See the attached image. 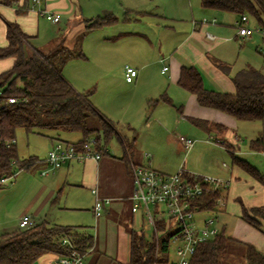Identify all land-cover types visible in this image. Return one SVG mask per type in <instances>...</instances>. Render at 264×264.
I'll list each match as a JSON object with an SVG mask.
<instances>
[{
	"label": "crops",
	"instance_id": "1",
	"mask_svg": "<svg viewBox=\"0 0 264 264\" xmlns=\"http://www.w3.org/2000/svg\"><path fill=\"white\" fill-rule=\"evenodd\" d=\"M104 5L108 7V4ZM186 6L189 15L185 25H182L180 21L185 20L183 13ZM121 7V15L132 11L137 16L140 15L139 17L145 18L134 20L133 16L127 14L129 16L127 19L131 18L133 22H145L147 33L154 34L155 40L154 43L151 42L150 36L145 32H140L139 36L136 35L138 31L124 33L120 30L117 33L105 35L101 38L102 42L100 40L93 42L96 48L103 46L106 50L102 51V71L104 72L102 74V96L104 97L102 110L92 104L115 122L118 131L123 136L129 138L133 134L135 135V151L130 157L132 162L143 164L146 160L151 166L150 156L153 157L156 153L143 154V149L141 150V147L137 145V133L134 127L136 124L144 122L145 119V123L155 124L154 126L160 130L159 133H163L167 146L163 153L179 155L183 152L189 156V159L185 161L186 164H182L183 166H180L181 161H176L170 165L165 160L161 163L152 162V168L162 173L171 174L182 167L190 173L228 179V187L220 192L222 204L217 205L215 212L217 214L226 211L232 212L233 220L229 227L227 226V216L226 218L223 217L219 229L223 230L227 236L250 243L261 253H264V222H262L260 229H256L240 217L241 203L246 206L264 204V184L234 164L232 159L231 164L224 160L226 153H229L230 157L231 153L238 157L243 155L239 138L236 135V130L240 126L239 120L219 109L200 105L194 93L178 85L180 68L183 65H192L201 73L203 85L207 89L234 92V85L230 76L217 69L210 58H216L230 64L229 43L226 42L236 38L235 26L232 25L237 19L229 22L228 13L202 7L200 0H186L184 4L180 0H126ZM38 8H45L57 14L59 20L57 22L47 20L39 14ZM38 8L30 7L29 0H1L0 47L7 45L6 30L8 23L15 24L22 33L30 36L29 44L31 47L42 52L53 48L60 39H63L64 45L71 48L79 36L88 32L85 28L87 19L77 22L72 20L71 16L74 15L72 0H41ZM109 14L113 15L111 8L105 10L104 15ZM119 15V13L115 15L118 21L122 19V17L119 19ZM96 16H102V14L97 12L94 17ZM65 17L67 28L62 31L60 24ZM202 19L207 21L202 23ZM44 20L50 22L51 26L57 27L48 36L39 38L40 24L44 23ZM206 33L215 35L217 39L208 38ZM133 36L147 38V47L139 49L133 41L126 42L130 40L129 38H134ZM254 36H256V41L260 40L264 43V38L259 35ZM125 38L124 44L121 42L117 51L115 47V51H113L114 48L111 49L110 44L103 43L121 39L123 41ZM31 40L35 44H31ZM124 48L134 50L127 54L128 60L122 61ZM108 50H110L112 62L116 61L115 67L107 64L108 56L104 53ZM13 61V57L0 58V73L8 69ZM125 65L132 66L137 70L132 81L125 79ZM163 66H167L165 71H162ZM230 73H234L232 69ZM62 74L79 91V84L64 74V66ZM49 130L51 132L45 135L47 139L44 141V146L47 148L51 147L55 141L76 143L82 137L81 133L78 135V133L65 131V133L60 134L59 132L63 130ZM187 132L196 135L198 140L199 135L203 137L204 133L212 134L216 141H218L216 137L218 136L225 139L231 148H227L225 142H213L211 138L206 140L200 138V144L196 145L197 140L194 139L193 146L184 149L182 137L187 136L185 135ZM116 144L119 148L118 151L113 150V145L107 144L104 148L105 152L98 161L93 159L71 160L57 168H50L45 157L40 160L37 159L34 152L26 156L18 155L20 159L34 157L35 160L28 167L18 169L8 183L0 185V206L3 208L8 205L11 207L17 198L23 199V209L19 210L16 216L0 220V235L19 230V219L24 214L30 216L32 224L40 221L49 224L56 223L55 215L59 210L68 208L62 206V204L66 205L64 202L68 197L66 193L65 197L62 198V191L66 187L77 188L78 191L74 195L77 199L82 198L81 192H86L91 210L96 195L113 199L112 203L110 202L111 204L106 206L104 212L111 214L124 226L127 225L128 231L133 228L135 214H138L143 221L144 217L141 213L131 211L129 200V206L126 205V207L117 201L118 197L131 195L132 176L129 161L122 158L123 150L118 142ZM204 148L218 152L220 158L215 161L214 159L209 161L195 160ZM34 151L36 152L35 149ZM45 170L46 173L43 174ZM4 196H8L7 203L3 200ZM124 208L128 210L127 213L123 211ZM101 216L102 214L96 219ZM81 228L83 227L81 226ZM92 252H95L96 257L92 255L91 260L85 264H97L98 257L102 253H106L102 248H98V242H94V247L88 254ZM88 254H85L84 257ZM57 258L56 253L47 252L40 255L33 264H55Z\"/></svg>",
	"mask_w": 264,
	"mask_h": 264
},
{
	"label": "trees",
	"instance_id": "2",
	"mask_svg": "<svg viewBox=\"0 0 264 264\" xmlns=\"http://www.w3.org/2000/svg\"><path fill=\"white\" fill-rule=\"evenodd\" d=\"M200 5L232 13L248 14L256 23L264 25V2L261 0H200ZM124 17L121 20H126ZM112 15L96 16L85 21L86 30L103 27L117 22ZM7 45L0 47V58L13 57L12 65L0 73V87L4 97L13 96L18 101L0 108V138H15L17 126L24 128L26 134L41 128L60 129L81 133L77 147L87 137H94L102 155L110 139L116 138L123 150L122 158L130 160L135 151L136 137L123 136L115 122L104 115L89 99L91 92L76 90L62 74V68L70 58L84 57L81 42L77 38L73 47L63 44V39L50 50L42 52L31 47L30 36L22 33L15 24L8 23ZM264 57V56H262ZM212 64L230 76L234 92L207 89L203 85L199 70L192 65L180 68L178 85L194 93L202 106L224 111L238 120H264V71L247 65L233 74L231 65L216 58ZM165 100V99H164ZM221 127L220 125H217ZM249 148L264 152V137L250 140ZM234 164L264 184V176L244 158L231 153ZM34 157L20 159L16 146L0 145V176L10 175L14 170L28 167ZM219 197L218 191H209L193 202L200 210H211ZM240 217L256 229L264 222V204L246 206L241 203ZM159 229L163 225L158 222ZM67 239L69 244L63 243ZM128 264H156L167 260L169 250L168 233L163 232L158 242L146 239L143 232L129 229ZM93 237L84 230L45 221L30 224L26 228L0 235V264H33L47 252L70 255L74 250L84 252L92 247ZM232 242L243 246L246 264H264V253L250 243L235 240L220 230L213 238L202 241L190 258L188 264H220L222 257Z\"/></svg>",
	"mask_w": 264,
	"mask_h": 264
},
{
	"label": "rangeland",
	"instance_id": "3",
	"mask_svg": "<svg viewBox=\"0 0 264 264\" xmlns=\"http://www.w3.org/2000/svg\"><path fill=\"white\" fill-rule=\"evenodd\" d=\"M73 6H74V15L71 16L73 21H81L82 19H89L94 18L95 14L98 12L102 15L105 14V10L112 9L113 15L115 16L117 13H119L120 17H126L129 18V16H133L136 20L140 19L143 20L145 18L139 17L140 15H136V13L132 11H128V13H122L121 15V6L126 0H72ZM178 1V0H177ZM181 3H186V0H180ZM104 4H108V7H105ZM221 11V10H220ZM229 15V22H233L238 18L237 13L232 12H225ZM134 13V14H133ZM129 14V16L127 15ZM189 15L188 7L186 6L185 12L183 13V16L185 17L184 21H180L182 25H185L187 21V16ZM144 17V16H143ZM206 18V17H205ZM66 17L62 19L61 21V27L62 31L65 30L66 27ZM219 20V19H216ZM43 21V20H42ZM45 21V20H44ZM127 22V23H126ZM230 24V23H229ZM250 24H254L253 19H250ZM52 24L48 22L47 20L44 23L40 24V34L39 38H42L43 36H48L51 32L56 30L57 26H51ZM234 26V25H232ZM231 26V27H232ZM123 31L124 33H130L132 31H138L136 35L140 36V32H145L147 35H149L151 42L154 43L155 36L154 34L151 35L147 33V27L145 26V22L136 23L133 22V20L126 19V20H119L113 23L109 24L103 27L99 28H93L88 30L87 33L82 34L79 36V42H81V51L84 54V57L79 58H70V60L66 61L64 64V74L66 76H70L73 80L79 84V91L80 92H91L89 95L90 100L92 103L97 106L100 110H102V99L104 98L102 96V74L104 73L102 71V51L106 50L105 47L101 46L100 48H96L94 46V41L100 40L102 42V39L105 35L108 34H114L119 31ZM234 30V27H233ZM134 33V32H132ZM135 35V34H134ZM145 35V36H147ZM136 37L129 38L130 40L126 42L133 41L136 43L139 49L146 48L148 45V39H143L142 37ZM256 36H253L250 39L241 40L238 37L230 40L229 43V56H230V65L232 72H235L236 70L240 68H244L247 65L253 66L261 71H264V43H262L260 40L256 41ZM232 38V37H230ZM126 38L122 41L116 40L114 42H103L111 45L112 47L117 48L121 42H125ZM31 44H35V42L30 41ZM103 45V44H102ZM134 46V45H133ZM155 46V44H154ZM157 46V45H156ZM135 47V46H134ZM109 48V49H110ZM115 48L113 51H115ZM134 49H123V56L122 61L128 60L127 54L131 53ZM110 50L106 51L104 55L108 56L107 64L115 67L116 61L112 62V56L109 54ZM119 51V50H118ZM135 52V51H134ZM72 74V75H71ZM125 94V91H124ZM95 101V102H94ZM240 126L239 129L236 130V135L239 138V144L241 146V150H243V155H240L244 159L248 161L252 166H254L258 172L264 176V152L256 151L249 148V142L251 139L262 136L264 137V120H239ZM155 124L151 125L149 122H144L140 124H136L134 129L137 133V145L138 147H141V150L143 149L142 153H149L156 152L155 156H150V162L152 167V162L154 163H161L165 160L168 161V164H173L176 161H181V165L185 163L189 159L188 154H184L183 152L179 155H174L171 153H163L165 151V148L167 147L165 144V137H163V133H159L160 130L154 126ZM51 130L47 128H41L36 129L32 133L26 134L24 128L21 126H17L15 130V145L17 149V153L20 156H26L32 152L36 153L37 159H42V157H45L48 149L44 146V141L47 139L45 136L46 134H49ZM67 132H73L78 133L75 131H67ZM61 133H65V131H60ZM184 134V133H182ZM187 135V136H185ZM183 135L185 137L196 139V145L200 144V138L203 140H206L207 138H211L213 142L216 141L215 136L212 134L209 135L207 133L203 134V137H200L199 140L198 137H195L196 135L188 134V132ZM165 136V134H164ZM198 136V135H197ZM62 137V136H61ZM163 137V138H162ZM218 138L219 142H225L227 148H231L230 144L225 141V139ZM162 138V139H160ZM63 139V137H62ZM67 140V139H66ZM216 141V142H218ZM117 139L112 138L109 140L107 144L109 146L113 145V150L118 151L117 146ZM145 148V150H144ZM36 150V152L34 151ZM233 149V148H232ZM234 150V149H233ZM212 152V153H211ZM232 152V151H231ZM142 154V155H143ZM219 157V153L215 152L213 150H210L209 148H204L203 151H201V154L198 155L195 160L197 161H209L211 159L217 160ZM226 159H224L228 164L231 161V157L229 153H226ZM194 160V158H193ZM143 164L149 165L148 161H144ZM186 164V163H185ZM231 164V163H230ZM150 166V165H149ZM39 178V176H37ZM13 178V177H12ZM256 184H259L256 182ZM255 185V184H254ZM4 188V187H3ZM77 188H68L66 187L63 189V197H65L67 193V200L64 202L67 206V209L59 210V212L55 215V222H51L54 224L59 225H67L74 227L76 230H82L84 229L85 233L92 236V247L88 248L84 253L88 254L94 247V242H98V248H102L105 250L106 253H102L100 257H98V263L97 264H128L129 260V231L127 230V225L124 226L121 221H118L115 217L111 216V214H107L104 211L102 212V216L98 219L95 218L91 208L89 207V202L87 200V193L81 192L82 198L77 199L74 197V195L77 193ZM254 190V189H253ZM224 192V191H223ZM8 195V194H7ZM126 196V195H125ZM118 197L117 201L118 203H123L126 207L129 206V196L127 197ZM220 196V195H219ZM220 198V197H219ZM3 200L6 202L8 200V196H4ZM113 200V199H112ZM111 200V201H112ZM116 200V199H115ZM22 198H17L14 204L10 207L9 205L3 208V206H0V220L1 219H10L16 216L19 212V210H22ZM221 201V200H220ZM95 202V197L93 200V205ZM7 203V202H6ZM112 203V202H111ZM110 203V204H111ZM114 203V202H113ZM237 203V202H236ZM109 204V205H110ZM5 205V204H4ZM108 206V205H107ZM120 208V207H119ZM124 212H128L126 208H124ZM216 210V207H214ZM231 210V209H229ZM227 212V213H226ZM222 212L220 214H217V212H200L197 213V218L201 220L206 215H211L215 217V224L219 227L220 222H222L223 217L226 218L227 216V226H231V221L233 220V213L232 212ZM224 213V214H223ZM216 216H218L216 218ZM133 228L137 230L138 232H143L144 237L146 239H152L153 231L150 226V224L145 220L142 221L140 216L138 214L134 215L133 219ZM81 226L83 228H81ZM228 230V229H227ZM227 236V235H226ZM92 255L95 256V252H92L91 254L86 255L83 257V264L87 263L88 260H91ZM96 257V256H95ZM173 254V247H170L169 254L167 255V260H164L163 262H157L156 264H171V261L174 259ZM220 264H246V261L243 257V246L239 242H232L230 246V250L226 252L222 257H220Z\"/></svg>",
	"mask_w": 264,
	"mask_h": 264
},
{
	"label": "built area",
	"instance_id": "4",
	"mask_svg": "<svg viewBox=\"0 0 264 264\" xmlns=\"http://www.w3.org/2000/svg\"><path fill=\"white\" fill-rule=\"evenodd\" d=\"M30 7L38 8L41 0H29ZM264 2V0H261ZM1 3V0H0ZM40 15L47 20L57 22L59 16L45 8H38ZM251 18L248 14H241L234 23L235 36L241 40L250 39L254 35L264 38V25L254 21L250 24ZM207 20L202 19V23ZM213 21V20H212ZM206 36L212 40L217 39L213 34L206 33ZM167 66L162 67L165 71ZM125 79L132 81L137 74V70L132 66L125 65ZM16 97L3 95V87H0V108L7 104L15 103ZM184 149L193 146L195 140L182 137ZM6 147L15 145V138L2 140L0 145ZM101 154L96 146L94 137L85 138L77 147L74 143L55 141L48 149L45 160L50 168H57L71 160L93 159L98 161ZM14 170L10 175L0 176V185L6 184L15 175ZM130 172L132 176V193L129 196L131 202V211L139 212L150 224L153 231V240L156 242V249L159 248L158 242L163 232L168 233L169 250L173 247L174 259L171 264H188L196 246L202 241L213 238L219 233L220 229L215 224V217L211 215L204 216L201 220L197 218V213L211 210H200L193 202L204 193L209 191H218L228 187L229 180L210 176L190 173L179 167L176 172L167 174L162 173L146 164H131ZM46 170L43 171V174ZM220 197V196H219ZM216 199L218 204H222L220 198ZM111 202L109 197L95 196V202L92 208L95 218L99 217ZM31 222L29 215L24 214L19 219L18 226L20 229L26 228ZM158 222L163 225L159 229ZM63 243L69 244L67 239H62ZM169 250L167 254H169ZM85 254L73 251L70 255H59L55 264H82Z\"/></svg>",
	"mask_w": 264,
	"mask_h": 264
}]
</instances>
